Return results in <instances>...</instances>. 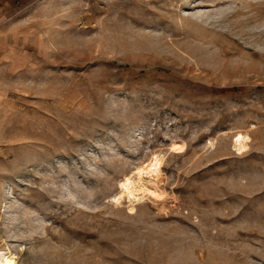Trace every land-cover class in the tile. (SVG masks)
Masks as SVG:
<instances>
[{
	"label": "rangeland",
	"instance_id": "1",
	"mask_svg": "<svg viewBox=\"0 0 264 264\" xmlns=\"http://www.w3.org/2000/svg\"><path fill=\"white\" fill-rule=\"evenodd\" d=\"M0 8V252L264 264V0Z\"/></svg>",
	"mask_w": 264,
	"mask_h": 264
},
{
	"label": "bare ground",
	"instance_id": "2",
	"mask_svg": "<svg viewBox=\"0 0 264 264\" xmlns=\"http://www.w3.org/2000/svg\"><path fill=\"white\" fill-rule=\"evenodd\" d=\"M246 139V137L241 135L235 138L234 147L238 152L245 149ZM155 168L153 166L147 165L144 167L137 180H132L131 177H126L124 179L122 182V193L127 196V199L130 201L135 200L138 193H142L141 195L148 194L152 197L161 196V189L158 182V173ZM0 264H16V261L10 254L0 252Z\"/></svg>",
	"mask_w": 264,
	"mask_h": 264
},
{
	"label": "crops",
	"instance_id": "3",
	"mask_svg": "<svg viewBox=\"0 0 264 264\" xmlns=\"http://www.w3.org/2000/svg\"><path fill=\"white\" fill-rule=\"evenodd\" d=\"M36 1L37 0H0V4H2L5 7L10 8L12 12L14 11L15 13H17L20 7L27 8L31 6L32 4H34ZM4 14L5 13L3 12V9L0 8V22H4L3 19L1 20Z\"/></svg>",
	"mask_w": 264,
	"mask_h": 264
}]
</instances>
